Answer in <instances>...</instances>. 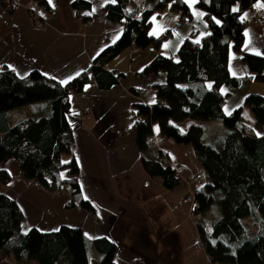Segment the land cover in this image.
Returning <instances> with one entry per match:
<instances>
[{
  "label": "trees",
  "instance_id": "trees-1",
  "mask_svg": "<svg viewBox=\"0 0 264 264\" xmlns=\"http://www.w3.org/2000/svg\"><path fill=\"white\" fill-rule=\"evenodd\" d=\"M132 1L115 0L104 6L107 17L122 23L123 31L100 51L90 69L103 87L116 78L105 68L109 60L131 44L142 48L151 45L158 50L171 33L166 30L157 37L150 32L155 11H181L180 20L192 15L185 0H143L142 6L141 0L136 5ZM258 1L196 0L209 32L199 39L195 31L182 38L176 55L157 53L138 73H164L162 81L144 86L161 103L132 105L143 166L166 188L175 189L182 181L175 175L178 168L164 162L166 155L161 150L157 149L154 156L147 153L153 124L158 125L160 134L193 147L208 178L196 186L193 212H201L203 217L213 205L220 211L209 227L202 218L197 220L201 243L213 264H264V94L248 93L242 105L229 114L223 109L226 94L242 81L264 83V55L243 50V13ZM1 3L7 7L4 0ZM89 5L85 0L73 2L79 10ZM79 10L78 15L87 20V14ZM231 50L242 52L250 74H231ZM88 77L83 72L64 83L38 69L24 76L12 68L0 70V166L14 158L25 181H36L50 192L69 191L71 204L76 201L93 210L79 182L69 101V95L80 90ZM224 84L229 87L226 93L221 90ZM244 106L252 111V122L244 115ZM187 118L194 123L181 130L175 123ZM213 120L226 127L218 147L205 138V123ZM63 170L67 176L62 175ZM10 179V173L0 167V182ZM243 218L257 227L253 236L248 234ZM23 219L18 203L0 192V254L12 256L17 264H90V245L101 252V264H116V245L106 237L90 241L81 228L68 225L53 231L35 227L23 230Z\"/></svg>",
  "mask_w": 264,
  "mask_h": 264
},
{
  "label": "crops",
  "instance_id": "crops-1",
  "mask_svg": "<svg viewBox=\"0 0 264 264\" xmlns=\"http://www.w3.org/2000/svg\"><path fill=\"white\" fill-rule=\"evenodd\" d=\"M14 1L18 3L16 8L6 7L0 0V70L8 67L24 76L38 69L64 83L83 72L89 75L83 87L69 95V101L79 182L93 210L76 201L71 204L69 191L50 192L25 181L17 161L9 159L3 167L11 179L0 182V192L21 208L22 229L53 231L68 225L81 228L90 241L106 237L116 245V264H213L201 243L191 204L185 199L187 188L182 183L168 189L159 177L146 171L133 126V103L155 100L150 90L139 97L133 88L164 79L163 72L145 76L138 72L157 53L177 54L182 38L188 36L180 32L185 22L173 20L165 24L168 26L165 31L171 33L158 50L151 45L142 48L131 44L109 60L105 68L116 78L111 85L103 87L90 69L100 51L116 41L123 31V24L109 19L104 9L115 0H85L90 5L80 10L82 15L87 14L89 22L78 15L79 9L73 6L75 0ZM255 5L264 8V1L259 0ZM32 10L40 13L44 27L33 23ZM243 18L246 21L243 50L264 55V19L256 20L252 7L244 11ZM153 35L159 37L162 32ZM241 56V51L231 50L229 65L235 76L251 73ZM239 87H244L247 94H264V83L259 81H242ZM192 123L187 118L175 124L186 130ZM149 141V155L154 156L159 149L173 167L184 174L196 175V186L208 181L190 144H178L160 134L156 123ZM210 211L209 218L216 219L219 207L213 205L206 212ZM205 213L201 221L206 225L209 218ZM88 255L90 264H101V252L91 245ZM0 264L17 263L12 256L0 254Z\"/></svg>",
  "mask_w": 264,
  "mask_h": 264
},
{
  "label": "rangeland",
  "instance_id": "rangeland-1",
  "mask_svg": "<svg viewBox=\"0 0 264 264\" xmlns=\"http://www.w3.org/2000/svg\"><path fill=\"white\" fill-rule=\"evenodd\" d=\"M137 2H138V0H133L132 5H136ZM185 2L190 6L191 11H192V15L190 17H186V19H184L182 21H178L179 15L176 11H170L169 8H166L165 9L166 11H162V12L161 11H155L151 17L152 25L150 28V32L152 34L162 32V34H163L165 32V29L168 28V26H166L165 24H169L171 21L174 20V22H177V23L178 22L179 23L185 22L184 23L185 27H181L180 32L181 33L186 32V33H188L186 35H190L189 34L190 31L193 29V31H195V38L196 39H199L202 35L208 33L209 28L206 26L205 21L203 19V13L204 12L200 7H198L195 4L196 0H185ZM235 8H237V4L233 5V9H235ZM165 15H166V17L163 20V16H165ZM160 17H162V19H159ZM254 18H255V16H254ZM262 19H264V18H262ZM262 19H256V20H262ZM159 20H160V22H159ZM175 20H177V21H175ZM157 27H159V28H157ZM221 90H222V92L226 93V91L229 90L228 85L224 84L221 87ZM246 95H247V93H246L244 87L238 86L236 89H233L232 91L230 90V92L228 94H226V96H225V103L223 106L224 112L226 114H229L236 107L242 105ZM8 113H10V112H8ZM243 113L247 117L249 122L253 121V114H252V111L250 110L249 107L244 106L243 107ZM225 133H226V127L222 123H219V124H211L209 122L205 123V138L209 143L213 144L214 146L218 145L219 141L221 140L222 136ZM9 159L15 160L14 158H9ZM3 164L0 166L1 168H4ZM62 175L67 176V173L65 170L62 171ZM205 215H206V217L209 218L212 215V212L211 211L206 212ZM219 216H220V211L218 212V216H216V217L218 218ZM242 221H243L244 225L247 227L248 234L253 236L257 231V227L253 226L251 223V220H249L248 218H243ZM211 224H212V220H211V218H209V220L206 222V226L209 227ZM30 264H35V262H30Z\"/></svg>",
  "mask_w": 264,
  "mask_h": 264
},
{
  "label": "built area",
  "instance_id": "built-area-1",
  "mask_svg": "<svg viewBox=\"0 0 264 264\" xmlns=\"http://www.w3.org/2000/svg\"><path fill=\"white\" fill-rule=\"evenodd\" d=\"M4 2L6 3L7 6L11 7V8H16L18 6V3L14 0H4ZM143 0H141L140 2V6L143 5ZM253 11H254V16L256 19H262L264 18V8H259L257 5H253L252 6ZM49 10L51 8H48ZM80 13V12H78ZM179 15L181 14V11L177 12ZM31 19L33 20V23L39 27L42 28L45 26V22L40 18V13L37 10H32L31 11ZM80 18L83 20V18L80 16ZM88 21V20H87ZM89 22V21H88ZM107 35H105L106 37ZM147 88L146 87H137L134 89L135 94L139 97H141L143 94H145L147 92ZM155 104H160L161 102L158 100H154ZM136 126V123H134V127ZM264 129V126H263ZM164 162H166L167 164L170 163L168 157H164ZM171 164V163H170ZM177 177H179L182 181V183L185 185V187L187 188V195H186V200L191 204V211L193 214V217H195L197 220L202 218V213L201 212H193V209L196 205V199H195V189H196V183L198 182V178L196 175L194 174H184L182 171H180L179 169L176 170V174ZM34 185L36 186H40V184L36 181L33 182Z\"/></svg>",
  "mask_w": 264,
  "mask_h": 264
}]
</instances>
